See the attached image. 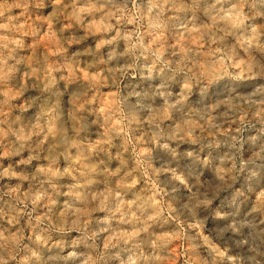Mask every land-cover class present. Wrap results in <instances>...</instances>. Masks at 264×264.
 <instances>
[{
  "label": "clouds",
  "instance_id": "1",
  "mask_svg": "<svg viewBox=\"0 0 264 264\" xmlns=\"http://www.w3.org/2000/svg\"><path fill=\"white\" fill-rule=\"evenodd\" d=\"M0 264H264V0H0Z\"/></svg>",
  "mask_w": 264,
  "mask_h": 264
},
{
  "label": "rangeland",
  "instance_id": "2",
  "mask_svg": "<svg viewBox=\"0 0 264 264\" xmlns=\"http://www.w3.org/2000/svg\"><path fill=\"white\" fill-rule=\"evenodd\" d=\"M224 195H228V193H222V196H224ZM176 255L179 256V250L178 249L176 251Z\"/></svg>",
  "mask_w": 264,
  "mask_h": 264
}]
</instances>
